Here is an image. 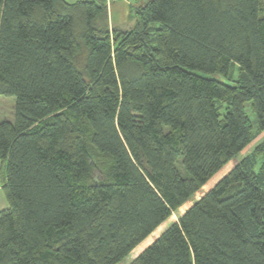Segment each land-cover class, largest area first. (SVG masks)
Wrapping results in <instances>:
<instances>
[{
  "label": "trees",
  "instance_id": "obj_1",
  "mask_svg": "<svg viewBox=\"0 0 264 264\" xmlns=\"http://www.w3.org/2000/svg\"><path fill=\"white\" fill-rule=\"evenodd\" d=\"M137 1L0 0V264H118L238 158L130 264H264V0Z\"/></svg>",
  "mask_w": 264,
  "mask_h": 264
},
{
  "label": "rangeland",
  "instance_id": "obj_2",
  "mask_svg": "<svg viewBox=\"0 0 264 264\" xmlns=\"http://www.w3.org/2000/svg\"><path fill=\"white\" fill-rule=\"evenodd\" d=\"M69 3H75L78 1H90V0H66ZM146 0H139L134 3V7H138L139 5L145 4ZM114 15L118 16L119 22L121 24L125 22H129L128 20L129 15L131 13V6L123 5L122 3H117L114 6ZM113 10V9H112ZM241 76V73L239 71H236L234 75V79L238 80ZM235 81V80H234ZM16 104H17V98L14 96H3L0 95V123L4 121H8L11 123L15 122L16 119ZM252 120H256L255 115L251 114ZM264 141V134L261 135L260 140L253 142L252 145L246 150V155L248 152L252 151L255 146L261 142ZM242 157V156H241ZM239 161L238 159H235L220 175H218L216 178L210 181V183L195 197H193L179 212L174 213L170 219H168L154 234H152L148 239H146L142 244H140L128 257H126L123 261H121L118 264H130L134 259H136L145 249H147L151 244L155 242V240L164 232L166 228H168L171 224L174 222H177L179 218L185 214V212L189 209L190 206L193 205V203L196 200H199L204 192H207L211 190L220 180L221 178L227 174ZM177 168L180 171V173L184 177H188L187 173L185 172L183 166H182V160L180 159L177 163ZM97 178H101L100 174H97Z\"/></svg>",
  "mask_w": 264,
  "mask_h": 264
},
{
  "label": "crops",
  "instance_id": "obj_3",
  "mask_svg": "<svg viewBox=\"0 0 264 264\" xmlns=\"http://www.w3.org/2000/svg\"><path fill=\"white\" fill-rule=\"evenodd\" d=\"M260 138L257 140L259 141ZM2 167L3 164L0 162V212L5 211L9 208L8 201L6 199L4 190H3V178H2Z\"/></svg>",
  "mask_w": 264,
  "mask_h": 264
},
{
  "label": "built area",
  "instance_id": "obj_4",
  "mask_svg": "<svg viewBox=\"0 0 264 264\" xmlns=\"http://www.w3.org/2000/svg\"><path fill=\"white\" fill-rule=\"evenodd\" d=\"M124 1L129 2V1H133V0H124Z\"/></svg>",
  "mask_w": 264,
  "mask_h": 264
}]
</instances>
